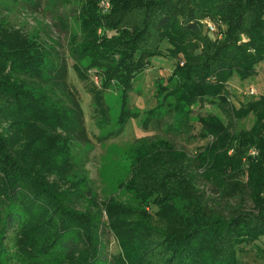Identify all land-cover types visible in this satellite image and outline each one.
<instances>
[{
  "label": "trees",
  "instance_id": "16d2710c",
  "mask_svg": "<svg viewBox=\"0 0 264 264\" xmlns=\"http://www.w3.org/2000/svg\"><path fill=\"white\" fill-rule=\"evenodd\" d=\"M37 4L0 0V264H264V94L235 107L227 89L264 59V0H74L67 53L99 130L112 123L107 90L125 93L166 42L174 103L142 124L186 140L196 122L206 140L190 155L167 138L137 139L126 184L136 203L100 199L73 171L71 145L87 135L66 64L9 15ZM206 19L224 25L220 38ZM206 102L221 115L194 113ZM249 114V129H231Z\"/></svg>",
  "mask_w": 264,
  "mask_h": 264
},
{
  "label": "rangeland",
  "instance_id": "374dc122",
  "mask_svg": "<svg viewBox=\"0 0 264 264\" xmlns=\"http://www.w3.org/2000/svg\"><path fill=\"white\" fill-rule=\"evenodd\" d=\"M37 1L38 4L34 6L27 5L24 9L14 8L9 15L12 21L24 25L23 30L27 36H34L39 41L46 42L52 54L55 56L54 53H56L61 62L66 64L67 83L83 109L87 135L85 140L71 145L73 171L87 177L89 185L100 199L112 197L120 203H136L139 198L128 189L126 184L130 175L131 160L136 155L131 153L130 149L134 147L133 144L137 139L167 138L176 147L186 150L190 155L195 154L206 143L205 139L197 135L200 127L196 122L191 132L192 136L186 140L183 135L173 129L168 130L165 125L150 123L149 126L144 127L142 124L143 120L147 119L150 109L167 107L168 104L174 103L169 91L176 83L175 76L172 74L177 57L174 58L169 54L168 49H165L168 48V44L164 42L163 55L153 57L150 63L136 72L125 93L114 86L107 90L105 99L110 107L112 123L110 127L99 130L91 116L92 99L73 70L72 60L67 53L68 32L75 30L74 0H35ZM203 22H205L203 24L205 33L214 39L220 38L218 30L224 27L222 23H216L210 19ZM207 22H213L214 32H206ZM108 34L112 32L109 31ZM255 70L256 73L248 77L242 78L237 72H233L228 78L227 89L230 92V101L235 107L264 94V59L256 63ZM94 80L97 82V77L94 76ZM249 87H253L256 95L245 93ZM193 108L194 113L201 112L205 115L207 112H213L221 115L216 105L210 102H206L201 107L195 105ZM120 116L125 119L124 124L119 128L121 130L117 129ZM223 119L224 122L228 121L225 117ZM253 122L254 116L249 114L242 119L232 120L230 127L234 130L249 129ZM252 153L254 151H250V154ZM202 184L200 182V185ZM61 191L62 188L60 193ZM146 193L149 195V192ZM134 238L138 241L139 236ZM109 248L111 252H115L117 249L115 242H111ZM132 248L131 242L125 246L128 252ZM260 259L261 256L258 254L253 256V260ZM9 264L13 262L10 260ZM62 264H77V261L70 258Z\"/></svg>",
  "mask_w": 264,
  "mask_h": 264
},
{
  "label": "built area",
  "instance_id": "2783aa9c",
  "mask_svg": "<svg viewBox=\"0 0 264 264\" xmlns=\"http://www.w3.org/2000/svg\"><path fill=\"white\" fill-rule=\"evenodd\" d=\"M207 28H208V31L210 32H214L215 31V26L214 24L212 23H207ZM246 94L248 95H252V94H255V90L253 89V87H249L247 91H245Z\"/></svg>",
  "mask_w": 264,
  "mask_h": 264
}]
</instances>
